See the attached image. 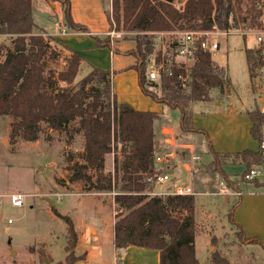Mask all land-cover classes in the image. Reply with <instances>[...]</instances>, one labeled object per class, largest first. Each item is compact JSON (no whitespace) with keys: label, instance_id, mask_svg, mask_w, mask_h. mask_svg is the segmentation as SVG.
Returning <instances> with one entry per match:
<instances>
[{"label":"trees","instance_id":"trees-1","mask_svg":"<svg viewBox=\"0 0 264 264\" xmlns=\"http://www.w3.org/2000/svg\"><path fill=\"white\" fill-rule=\"evenodd\" d=\"M48 1L60 4L65 32L89 34L86 26L72 19L69 0ZM246 1L243 8L245 0H185L177 9L166 0H111L116 29L134 34L124 39L136 43L135 50L128 54L136 60L132 68L137 72L141 92L167 109L178 110L177 127L184 134H196L207 140V133L193 126V107L207 104L212 91L222 89L229 81L227 69L217 64L211 54L198 51L187 69L173 65L171 75L159 70L157 78L151 81L148 79L151 64L169 66L155 47V33L208 30L213 26L223 31L258 30L262 24L261 0ZM33 10L31 0H0V36L9 38L13 44L12 49H7L0 43V59L6 51L0 60V116L13 119L10 144L18 139L37 141L43 126L67 132L77 122L74 131L84 141L81 161H68L67 178L59 179L58 183H82L88 193H113L117 208L113 223L116 264H122L121 251L132 246L157 251L158 264H199L194 243V195L150 196L152 186L145 181L155 172L154 154L158 152L155 126L165 121L162 114L137 111L119 103L112 92L114 73L89 65L79 53L54 37L45 36L34 23ZM93 38L97 47H109L118 53L108 38ZM246 53L248 65L251 62L254 67V57L250 51ZM55 60L65 68L58 72L49 68V62ZM83 66L89 68L85 74ZM252 71L249 68L251 75ZM247 115L258 151L245 150L234 156L244 166L240 181L249 183L243 179L244 174L264 164L260 150L264 143V113L257 108L247 111ZM207 146L213 169L231 189L241 193L239 183L228 180L222 170V159L229 155L216 153L209 142ZM110 153L113 170L105 172V156ZM250 183L256 188L264 187V181L258 179ZM240 198L230 208L231 222ZM55 214L65 221L68 234L64 262L57 264H75L82 257L72 253L77 243L73 223L69 217ZM240 235L247 243L257 242ZM212 262L228 264L217 254L212 255Z\"/></svg>","mask_w":264,"mask_h":264},{"label":"rangeland","instance_id":"rangeland-1","mask_svg":"<svg viewBox=\"0 0 264 264\" xmlns=\"http://www.w3.org/2000/svg\"><path fill=\"white\" fill-rule=\"evenodd\" d=\"M184 1H181L182 6ZM31 2L37 29H42L45 36H52L48 31H54L53 22L56 16L51 13L49 3L54 1L31 0ZM74 3L77 5V10L79 5L81 8L86 5L94 7L95 12L90 15V19L96 23L102 21L98 25L100 28H108L106 33L113 32L112 37L107 34L103 37L108 38L112 45L113 42L124 40L125 36L134 35L116 29L112 18L111 0H74ZM261 3L260 29H264V0H261ZM246 5L245 0L243 8ZM76 14H79V11L78 13L76 11ZM184 31L162 32L164 34L162 38L167 41V35L177 36ZM36 32L35 35L38 34ZM227 32V36L218 38L220 48L212 57L217 64L226 67L229 81L223 84L222 89L212 91L211 101L208 104L200 103L193 107V126L208 133L216 153L229 155L222 159V170L228 180L238 182L244 196L262 195L264 187L256 188L250 183L251 181H248L249 183L240 181L244 166L241 159L234 156L245 150L256 152L259 147L257 140L250 134L251 121L247 115V111L264 108V90L259 88L254 75L249 73L252 63L248 65L247 61L246 51H250L253 56L251 49L254 42L251 34L242 36L240 31ZM90 39L94 42L92 50L105 49V52H101L100 59L104 64L105 55L110 48L97 47L93 36ZM1 42L7 49H12L13 44L9 38L0 36ZM62 44L67 47L65 43ZM5 52L3 51L0 60H3ZM129 52L131 51H127L126 54ZM90 56L93 54L91 53ZM84 59L89 65L96 67L88 59ZM49 68L58 72L65 67L55 60L49 62ZM131 69L136 73V86L140 94L153 101L141 92L137 72L132 67ZM88 71L89 68L83 66V73ZM158 114H162L165 121L169 120L168 123L173 127L179 123L178 110H170L162 106ZM12 123V118L0 116V194L18 192L25 195V198L21 207H12L7 197L3 198V208L0 213V264L63 263L68 241L67 225L55 212L69 217L73 223L77 243L72 253L74 256L82 257V260L75 264H114L113 239L111 234L109 236L113 230L112 219H115L117 213L116 205L112 203L113 193L89 195L82 183L67 189L58 183L59 179L67 178L68 161H81L84 141L82 135L74 131L77 122H74L67 132L51 131L43 126L37 141L24 142L18 139L16 143L10 144L9 133ZM182 138L179 132V139L187 141ZM200 139L199 135L195 134L191 142L198 145ZM202 142L203 146L200 145L197 149L201 160L190 173L192 189L196 194L194 195L196 225L194 243L198 263L213 264L212 255L217 254L228 264H264L262 201L253 202L255 209H252L249 206L251 203L247 202L237 211L239 206L237 205L232 214L233 224L229 217L230 208L241 195L231 189L221 174L213 169L211 164L213 159L208 153L207 141L204 139ZM178 149L181 148L176 150L183 152ZM180 156L179 158L184 159L183 154ZM104 169L105 172L113 170L112 153L105 156ZM258 170L264 172V165ZM182 178L180 183L187 184V174ZM258 180L262 181L264 177ZM226 188L230 194H225L226 191L224 193ZM8 218L12 219L11 224L4 223ZM240 233L244 238L255 239L257 242L247 243L241 240ZM136 249L147 251L149 255L140 253L129 255L126 259L127 264H158L157 251L139 247ZM85 250L92 253L88 261L85 260Z\"/></svg>","mask_w":264,"mask_h":264},{"label":"crops","instance_id":"crops-1","mask_svg":"<svg viewBox=\"0 0 264 264\" xmlns=\"http://www.w3.org/2000/svg\"><path fill=\"white\" fill-rule=\"evenodd\" d=\"M70 1V11H71V16L74 22L82 24L86 26V28L89 30V34L87 33H68V32H62L61 29H64L63 27V14L61 11V7L59 3L56 2H51L49 3L51 13L56 16V20L53 22V27L55 28L54 31H48L50 35H52L54 38L59 39L62 43H65L68 48L71 50L79 53L82 57L88 59L90 63H92L94 66L98 67L99 69L103 70H109L110 72H113L112 76V92L115 94L116 99L119 103L121 104H127L128 106L132 107L133 109L141 112H155V113H160L162 110V106L159 104L154 103L151 101L149 98L143 97L140 94V91H138V87L136 86V73L131 69V67L135 64L136 60L135 58L130 55L126 54L127 51H132L135 50L136 48V43L135 41L131 39H124L121 41H116L113 42V47L118 50V53H114L111 50L107 51L105 55V63L103 64L101 59V52H105V49H93L92 50V45L94 42L90 37L92 36H97L99 38H103L107 33L106 28H100L98 24H100L102 21L99 23H96L90 19V15H93V12H95L94 7H90L86 5L84 8H81V6H78L77 10V5H75L74 0H69ZM82 12H81V10ZM92 11H91V10ZM61 11V13H59ZM76 11L79 14H76ZM96 12H97V7H96ZM58 13L60 14V18L58 16ZM83 13V14H82ZM65 31V30H64ZM93 54V56H90V54ZM208 104V103H207ZM217 105V104H216ZM179 112V111H178ZM170 122L169 120L164 121L162 124H156L155 126V136H156V143H157V150L158 152L167 150L170 145L165 144L164 142V130H165V125ZM171 124V123H170ZM178 124V123H177ZM178 129L177 125L174 127ZM179 130V129H178ZM180 131V130H179ZM181 132V131H180ZM183 138L187 139L180 140L182 144H189L191 143V139H193L194 135L191 134H184L182 133ZM210 136H208L207 133V142H210ZM193 143V142H192ZM202 140L200 139L199 144L196 145V149H198L202 145ZM212 146V145H211ZM162 149V150H161ZM182 150L183 152L177 151V159L175 161V164L170 166L169 168L161 167L158 166V170L162 173H167L170 176V181L166 182L163 185H156L152 186V191L153 192H163L167 190V187L170 189H173L175 186L181 185V186H186L190 185L192 187V181L190 180V174L186 172V170L183 168V163L187 160V151L185 149H178ZM218 151V150H217ZM221 153L220 151H218ZM184 155L183 158L181 157L180 154ZM200 155V154H199ZM201 157V156H200ZM66 172V171H65ZM187 174L188 177V183L187 184H181L180 181L183 180L182 176ZM68 175V173H67ZM66 175V176H67ZM63 180H65L63 178ZM264 181V180H262ZM78 184V183H73V184H64V188H71L73 185ZM69 186V187H68ZM169 190V189H168ZM193 190V189H192ZM71 191V190H69ZM226 191V193H225ZM225 194H230L228 193V189L224 190ZM89 195L96 194L97 193H88ZM109 194V193H108ZM113 195V194H112ZM196 195V194H194ZM229 196V195H228ZM240 201H239V206L237 208V211L241 209V207L247 202L251 203L249 206L252 209H255L253 206V202H257L259 200L262 201V205H264V194L262 195H254L250 194L249 196H244L241 193L240 196ZM197 201V197H196ZM112 203L113 199H112ZM197 204V203H196ZM197 206V205H196ZM114 219H112L111 222V229L113 227ZM95 233V231H93ZM111 234V238L113 239V230L109 233V236ZM114 247V246H113ZM143 249V248H142ZM145 250V249H144ZM149 250V249H148ZM85 260L88 261L89 256L92 257V253L89 250H85ZM136 253L140 254H145L149 255L147 251H140L139 249H136V247H128L127 249L121 251V258L120 262L122 264H127L126 259L129 255H134ZM158 253V252H157ZM116 255L117 251L114 249V264H116ZM79 256V255H76ZM158 261H159V254H158ZM79 262V261H78ZM89 263V262H88Z\"/></svg>","mask_w":264,"mask_h":264},{"label":"built area","instance_id":"built-area-1","mask_svg":"<svg viewBox=\"0 0 264 264\" xmlns=\"http://www.w3.org/2000/svg\"><path fill=\"white\" fill-rule=\"evenodd\" d=\"M172 4H175L177 9L182 6L181 2L174 0ZM114 24V23H113ZM64 33V29H61ZM172 34V33H171ZM242 36L251 34L253 38L252 54L255 60V66L253 68V73L255 79L259 84V88L264 90V29L259 30H248L240 31ZM107 35L113 36V32L107 33ZM228 32L218 29L213 26L208 30H190L184 31L174 35H167V41H165L162 36V32L155 33V47L160 50L161 57L165 59L169 66H164L163 64L155 65L151 64L148 71V79L153 81L157 78V73L159 70L171 75V66H184L187 69L193 63L196 53L201 51L203 53H209L213 55L216 50L220 48V43L218 38L222 36H227ZM161 44V46H159ZM261 113H264V108L259 109ZM179 130L174 128L170 123L165 125L164 130V142L170 145L166 151L156 152L154 154V164L155 172L146 178V183L150 186L163 185L169 182L170 176L167 173H162L158 170V166L169 168L177 159V148H182L187 151V160L182 164L183 168L191 173L192 169L200 162L201 157L196 149V143L182 144L179 140ZM260 150L262 156H264V143L260 145ZM264 165V164H262ZM259 167H252L248 172L244 174L245 181H252L254 179H259L264 177V172L258 170ZM190 176V175H189ZM190 185L186 186H175L173 189L165 190L163 192H151L149 195L157 196H173V195H194ZM241 195V193H238ZM7 197L9 205L12 207H21L24 204L25 195L12 192L6 195L0 194V213L3 208V198ZM4 223L11 224L12 219L8 218Z\"/></svg>","mask_w":264,"mask_h":264},{"label":"water","instance_id":"water-1","mask_svg":"<svg viewBox=\"0 0 264 264\" xmlns=\"http://www.w3.org/2000/svg\"><path fill=\"white\" fill-rule=\"evenodd\" d=\"M167 2H169V3H173L174 2V0H166ZM178 2H181L182 0H177ZM50 205L52 206V203H50Z\"/></svg>","mask_w":264,"mask_h":264}]
</instances>
